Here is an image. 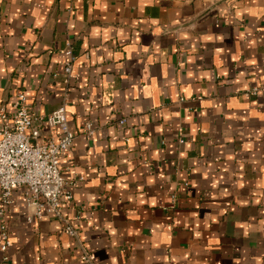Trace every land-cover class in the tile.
<instances>
[{"label": "crops", "instance_id": "crops-1", "mask_svg": "<svg viewBox=\"0 0 264 264\" xmlns=\"http://www.w3.org/2000/svg\"><path fill=\"white\" fill-rule=\"evenodd\" d=\"M17 92L65 104L76 236L16 189L0 264H264V0H0V128Z\"/></svg>", "mask_w": 264, "mask_h": 264}, {"label": "built area", "instance_id": "built-area-1", "mask_svg": "<svg viewBox=\"0 0 264 264\" xmlns=\"http://www.w3.org/2000/svg\"><path fill=\"white\" fill-rule=\"evenodd\" d=\"M63 55L66 62L62 75L68 82L74 62L70 45L66 46ZM259 91L260 88L254 87L246 90L244 96L255 97ZM11 107V121L0 128V215L11 203L12 192L22 189L29 210L27 221H32L34 217H55L63 222L64 231L73 238L76 230L61 214L63 208L72 200V186L61 174L59 165L75 138L66 121L65 104L47 116H32L27 108L25 94L17 92ZM4 116L5 109L0 107V117ZM123 124L124 120H120L119 125ZM44 128L48 129L45 137L42 132ZM85 130L92 134L90 123L86 124ZM0 240V251L6 252L11 242L7 227L3 223L0 225ZM84 258L88 262L93 261L90 255Z\"/></svg>", "mask_w": 264, "mask_h": 264}]
</instances>
